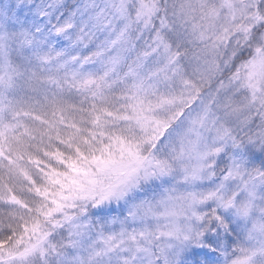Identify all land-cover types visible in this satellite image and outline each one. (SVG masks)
Wrapping results in <instances>:
<instances>
[{
    "label": "snow or ice",
    "instance_id": "1",
    "mask_svg": "<svg viewBox=\"0 0 264 264\" xmlns=\"http://www.w3.org/2000/svg\"><path fill=\"white\" fill-rule=\"evenodd\" d=\"M0 264H264V0H0Z\"/></svg>",
    "mask_w": 264,
    "mask_h": 264
}]
</instances>
